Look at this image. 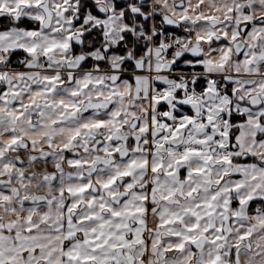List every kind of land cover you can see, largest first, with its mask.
Wrapping results in <instances>:
<instances>
[{
  "label": "snow or ice",
  "instance_id": "obj_1",
  "mask_svg": "<svg viewBox=\"0 0 264 264\" xmlns=\"http://www.w3.org/2000/svg\"><path fill=\"white\" fill-rule=\"evenodd\" d=\"M0 264H264V0H0Z\"/></svg>",
  "mask_w": 264,
  "mask_h": 264
}]
</instances>
